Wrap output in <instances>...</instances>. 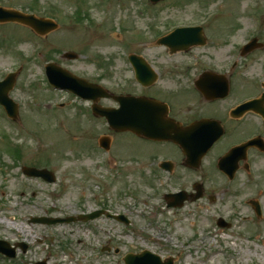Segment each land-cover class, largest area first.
<instances>
[{
	"label": "rangeland",
	"instance_id": "rangeland-1",
	"mask_svg": "<svg viewBox=\"0 0 264 264\" xmlns=\"http://www.w3.org/2000/svg\"><path fill=\"white\" fill-rule=\"evenodd\" d=\"M0 5L35 8L36 16L58 25L42 37L18 24H0V81L22 66L9 93L18 105V124L3 118L0 108V240L26 246L24 252L16 247L12 260L0 258V264H124L126 254L143 250L173 264H264V219L258 224L246 203L254 194L264 203V159L258 165L260 194L256 187L242 190L238 176L232 182L213 177L214 201L167 209L163 194L174 192L176 184L149 173L144 148H133L139 158L129 161V147L141 142L107 131L104 121L89 117L87 103L45 84L43 70L53 62L90 82L104 78L108 90L126 93L128 54L152 64L169 63L165 50L155 46V36L171 25L205 20L211 21L203 28L209 40L194 50L218 67L226 66L227 56L255 34L259 18L257 42L264 43V0H165L156 5L147 0H0ZM27 36L35 44L23 42ZM64 52L80 57L65 60ZM234 72L238 92H252L255 78L264 77V50L243 57ZM102 136L116 142L111 171L104 167V154L92 148ZM23 166L45 168L56 182L29 178L21 172ZM97 209L122 214L131 223L103 216L56 226L30 222ZM218 218L231 227L218 228Z\"/></svg>",
	"mask_w": 264,
	"mask_h": 264
},
{
	"label": "flooded vegetation",
	"instance_id": "flooded-vegetation-1",
	"mask_svg": "<svg viewBox=\"0 0 264 264\" xmlns=\"http://www.w3.org/2000/svg\"><path fill=\"white\" fill-rule=\"evenodd\" d=\"M162 35H157L153 41ZM206 44L205 39L204 45ZM202 46L176 53L161 47L165 50V58L169 63L155 61L152 64L143 58L146 68L143 69L141 83L136 79L131 66H128L130 88L126 93L109 90L112 94L126 95L130 99H140L147 104L156 105L159 109L153 108L150 115L161 114L181 127L194 125L199 132L212 131L213 135L221 131L219 138L206 151H203L206 148L205 143L191 144L189 153L194 159H187L182 149L171 142L139 138L130 132L118 134H126L141 142L140 146L136 144L129 147V161L139 158L134 157L133 148H144V167L153 176L165 179L167 185L176 184L173 191L182 192L187 200L182 208L186 204L193 205L204 200L214 201L215 196L210 189L209 180L216 177L224 182L225 176L219 163L231 149L237 148L236 159L231 164L236 170L234 179L238 176L239 182H242V190L256 187L258 165L264 159V77L255 78L254 87L251 89L253 91L242 96L238 92V76L234 72L242 57L238 56L234 64L229 60L226 66L218 67L200 52H195V48ZM262 50L264 43L258 42L254 52ZM227 58L230 59L229 55ZM103 79L94 80L92 83L105 85ZM163 81L167 82L165 86L162 85ZM209 86H214L215 89L212 90ZM251 100L254 102L248 103ZM104 101L111 103L110 107L117 108L112 100L103 99L98 104L101 105ZM199 156L202 157L198 160ZM254 192L257 195L261 193L260 185H257ZM255 200L263 207L264 213V203L255 194L246 203L260 223L264 215L263 218L255 215Z\"/></svg>",
	"mask_w": 264,
	"mask_h": 264
},
{
	"label": "water",
	"instance_id": "water-1",
	"mask_svg": "<svg viewBox=\"0 0 264 264\" xmlns=\"http://www.w3.org/2000/svg\"><path fill=\"white\" fill-rule=\"evenodd\" d=\"M151 3L155 4L162 0H149ZM17 21L20 23H23L29 27H31L37 34L45 35L57 28L56 24H54L51 21L48 20H38L35 19L32 16H24L20 15L17 12L13 11H5L0 9V22L1 21ZM199 39L201 40V35L198 28L195 29H178L176 30L172 35L162 38L158 41L159 44L165 45L167 47H170L171 50H178L183 49L185 47H188L192 43H195V41ZM254 43H250L249 45L244 47L243 53H248L254 49ZM63 58L67 60H72L77 58V56L73 53H65L62 56ZM132 60L134 57H131ZM141 63V62H139ZM47 76L49 81L59 88H69L72 91H74L76 94L80 95L83 98L86 99H92L96 100L98 97H110L108 93H106L105 90L102 88L96 86L92 87L91 85L85 84V82L81 79H78L68 73L66 70L60 68L59 66L55 64H49L47 66ZM14 74L10 75L8 78H6L3 82H0V104L5 108L6 112L10 117L15 119L17 117V106L12 102L11 99L8 97V93L14 86ZM94 93V95H93ZM120 104L121 108L119 110H112V109H100L95 108L94 113L100 116L106 117L109 125L113 127L116 131H125L126 129H130L136 134L139 135H149L147 134V131L144 129H141L140 125H136L132 122H136L135 120L140 118H143L141 113L142 109L136 107V105L128 106V99L125 97H116ZM144 111V110H143ZM133 113L135 116L132 119H127V114ZM139 113V114H138ZM158 119V118H157ZM162 119H160L161 121ZM166 128L163 127V124ZM159 124L161 125L160 132H154L152 135L154 137L158 138H171L174 139L175 142L179 144H184L188 142L190 139H194V129L195 126H190L188 128L180 129L177 125L173 127L174 134L169 132L166 126V122H162ZM168 125V124H167ZM162 129V130H161ZM180 130V131H179ZM178 134H180L178 136ZM104 144V142H101ZM105 145V144H104ZM229 156L226 158L228 159ZM23 172L27 176L31 177H42L43 179L47 180L48 182H53L54 178L50 172L47 170H36L33 168H24ZM229 173V172H228ZM178 195H167L166 198H177ZM184 198H181L178 202H174L171 204H168V206L172 207H179L182 205V201ZM101 215V212H94L89 215L79 216L77 220H93ZM118 221H123L125 224H127V220H125L122 216L116 217ZM75 218H66V219H50V218H38V219H31V223H39V224H45V225H54L57 223H69L75 221ZM220 226H224V223L222 221H219ZM24 248V246H22ZM0 253L7 256V257H13L14 256V249L10 248L7 243L0 241ZM125 264H172L171 260H167L165 262H161L159 257L151 254L147 251L142 252L139 255H132L128 254L124 258ZM37 264H45L37 263Z\"/></svg>",
	"mask_w": 264,
	"mask_h": 264
},
{
	"label": "bare ground",
	"instance_id": "bare-ground-1",
	"mask_svg": "<svg viewBox=\"0 0 264 264\" xmlns=\"http://www.w3.org/2000/svg\"><path fill=\"white\" fill-rule=\"evenodd\" d=\"M211 22V21H210ZM210 22L207 24V26L210 24Z\"/></svg>",
	"mask_w": 264,
	"mask_h": 264
}]
</instances>
